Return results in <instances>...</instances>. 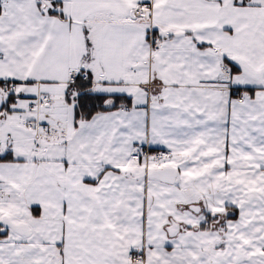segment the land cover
<instances>
[{"label": "snow or ice", "instance_id": "1", "mask_svg": "<svg viewBox=\"0 0 264 264\" xmlns=\"http://www.w3.org/2000/svg\"><path fill=\"white\" fill-rule=\"evenodd\" d=\"M0 264H264V0H0Z\"/></svg>", "mask_w": 264, "mask_h": 264}]
</instances>
